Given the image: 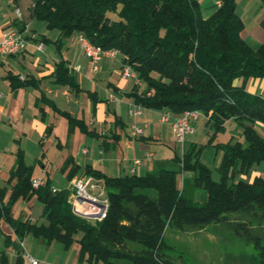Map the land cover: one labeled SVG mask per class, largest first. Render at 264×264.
Wrapping results in <instances>:
<instances>
[{
  "label": "trees",
  "instance_id": "obj_1",
  "mask_svg": "<svg viewBox=\"0 0 264 264\" xmlns=\"http://www.w3.org/2000/svg\"><path fill=\"white\" fill-rule=\"evenodd\" d=\"M220 1L205 16L199 0H32V16L61 37L84 33L95 45L118 49L122 64L131 65L142 81L132 93L136 104L173 115L199 110L215 133L234 119L244 138L216 144L222 159L215 169L201 159L197 144L174 157L180 169L110 176L88 165L85 176L102 185L109 199L106 216L96 221L73 211L69 188L53 192L47 180L35 189L32 165L19 151L8 200L0 188V221L7 220L20 241L32 234L66 248L77 242L78 260L85 264H187L167 242L168 228H201L239 213L264 217V176L249 175L264 161V137L256 128L264 124V96L245 84L250 78L264 79V42L249 45L236 1ZM53 75L57 83L78 88L66 60L57 62ZM185 172H192L193 179L186 177L180 188L178 175ZM186 184H191L190 195ZM33 196L42 204L44 219L15 218L14 202ZM18 247L14 264H24ZM255 248L253 260L264 264V238L256 239Z\"/></svg>",
  "mask_w": 264,
  "mask_h": 264
},
{
  "label": "crops",
  "instance_id": "obj_2",
  "mask_svg": "<svg viewBox=\"0 0 264 264\" xmlns=\"http://www.w3.org/2000/svg\"><path fill=\"white\" fill-rule=\"evenodd\" d=\"M199 1L205 16L221 3L220 0ZM235 1L244 23L242 36L249 45L258 47L264 42L263 3L261 0ZM31 5L32 0H0V38L3 29L17 21V27L29 43L19 54L0 56V188L5 191V200L10 198L16 182L11 176L19 151L32 165V181L42 177L61 188L68 187L73 171H76L73 178L87 175L88 165L117 176L130 173L134 161L142 159L139 174L157 173L164 166L153 157L161 151L163 159H173L181 146L175 141L171 124L161 121L164 111L144 108L141 115L132 116L130 109L136 104L132 93L136 85L132 79L121 76L122 56L115 61L117 57L103 59L100 70L93 71L78 45L77 32L71 42L74 33L61 37L58 30L47 27L46 23V31L43 28L41 34L32 29L35 18ZM39 43L45 45L42 51L37 49ZM62 59L76 74L78 88L55 81L53 73ZM237 83L241 84L242 80L238 79ZM65 113L74 119V125ZM202 117L207 124L206 117ZM135 123L144 129L137 138L130 134ZM185 149L183 146L182 151ZM24 203L30 207L40 204L43 208L36 196L29 200L19 197L11 210L15 218L44 219L42 212L41 218L33 214L26 216L23 210L18 216V206ZM3 223L9 224L1 219L0 228ZM10 227V232H6V246L19 240L11 224ZM21 242L19 245L24 249V240L23 245ZM15 247L19 249L18 243ZM23 256L24 264H31L24 252ZM0 258L8 264L16 260L10 262L8 250L4 249Z\"/></svg>",
  "mask_w": 264,
  "mask_h": 264
},
{
  "label": "rangeland",
  "instance_id": "obj_3",
  "mask_svg": "<svg viewBox=\"0 0 264 264\" xmlns=\"http://www.w3.org/2000/svg\"><path fill=\"white\" fill-rule=\"evenodd\" d=\"M43 28L46 31L44 21L33 19L32 29H35L37 34L44 32L42 31ZM75 36L76 33L71 36V42L74 41ZM120 56L121 54L119 53L117 58H114V61L119 59ZM245 84L250 92L264 96V79L250 78ZM256 128L264 137V124L257 123ZM241 131V126L235 120H228L224 130L215 133L212 125L205 124L204 117L201 116L194 124V131L187 136L183 146L188 149L192 142L202 146L201 159L215 169L222 159V150L216 144L227 142L230 139L242 140L244 137ZM213 135L215 136L211 139ZM183 146L179 147L178 155L183 154ZM30 153L33 157L35 156L32 150ZM162 154L160 151L153 157L158 159L157 161L161 163L160 166L180 169L181 165L174 158L165 160ZM254 174L264 176V161L256 164L250 170L249 175ZM215 176H217L216 173ZM184 177L190 178L189 181L192 182L193 173H179L178 185L180 188L184 185ZM63 180L65 181V179ZM58 181L60 182V180ZM186 185L185 193L190 195L192 193L191 184ZM101 190L102 188H90V192L94 195H101ZM194 192H196L198 198L203 195L201 189H197ZM22 210L26 216L33 214L35 217L41 218L42 208L40 204H36L34 207H30L26 203L20 207L18 206V216H21ZM2 226L4 229H2L3 227L0 228V254L3 249L8 250L9 260L13 262L18 254L15 243L19 244V240H16L15 243L12 242V245L6 246V232L9 233L11 227L10 223H3ZM3 230H6L5 233ZM165 238L169 244L174 246L173 253L176 256L181 255L187 264H257L253 260V255L257 253L255 248L256 239L264 238V217L261 213L257 215H251L250 213L231 214L227 221L211 223L201 228L196 226H189L183 230L168 228ZM23 240L24 249L21 250L25 255L30 254L38 259L41 264H85L78 260L79 245L77 242L66 248L60 241L55 240L47 243L43 237H36L32 234H27ZM10 243L11 240L9 241ZM0 264L8 263L0 258Z\"/></svg>",
  "mask_w": 264,
  "mask_h": 264
},
{
  "label": "built area",
  "instance_id": "obj_4",
  "mask_svg": "<svg viewBox=\"0 0 264 264\" xmlns=\"http://www.w3.org/2000/svg\"><path fill=\"white\" fill-rule=\"evenodd\" d=\"M17 13L21 15L20 10H17ZM77 42L84 55L87 57L93 71L100 70V63L103 59L117 57L119 55V51L116 48L95 47L89 42L84 33H78ZM28 44L27 38L16 25L7 26L3 29L2 37L0 38V56L19 54L27 48ZM44 46V43H39L37 44V49L42 51ZM120 73L123 78L132 79L136 85H142L138 73L131 65L122 64ZM143 110V106L134 104L130 109V114L132 116H138L143 113ZM201 115L202 113L199 110H186L180 115H173L169 111H164L161 114V121L171 124V130L175 141L183 146L187 136L194 131V124ZM143 132V126L135 123L132 125L130 134L133 138H137L141 136ZM147 156H150V154ZM142 161V159H136L134 161V167L130 169V174L138 173V168L142 164ZM44 183L45 180L42 177L36 178L33 181V187L37 189ZM67 188L72 191L70 199L73 211L76 214L93 221L102 220L106 216L109 199L104 188L94 183L91 177H75L70 181ZM90 188H102L101 195L92 194ZM51 189L53 192H58L62 188L53 185ZM21 244L23 245V241ZM26 257L31 264H41L38 259L30 254H26Z\"/></svg>",
  "mask_w": 264,
  "mask_h": 264
},
{
  "label": "bare ground",
  "instance_id": "obj_5",
  "mask_svg": "<svg viewBox=\"0 0 264 264\" xmlns=\"http://www.w3.org/2000/svg\"><path fill=\"white\" fill-rule=\"evenodd\" d=\"M88 39V38H87ZM89 40V39H88ZM89 42L91 43V44H93L90 40H89ZM95 47H100V46H98V45H95V44H93Z\"/></svg>",
  "mask_w": 264,
  "mask_h": 264
}]
</instances>
